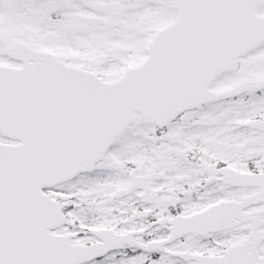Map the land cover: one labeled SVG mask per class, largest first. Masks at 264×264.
<instances>
[{
  "label": "snow or ice",
  "instance_id": "obj_1",
  "mask_svg": "<svg viewBox=\"0 0 264 264\" xmlns=\"http://www.w3.org/2000/svg\"><path fill=\"white\" fill-rule=\"evenodd\" d=\"M0 264H264V0H0Z\"/></svg>",
  "mask_w": 264,
  "mask_h": 264
}]
</instances>
